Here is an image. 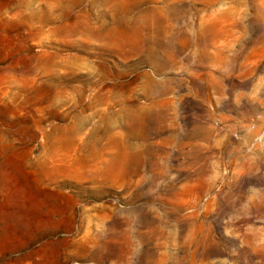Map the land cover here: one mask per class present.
I'll return each instance as SVG.
<instances>
[{
    "label": "rangeland",
    "instance_id": "1",
    "mask_svg": "<svg viewBox=\"0 0 264 264\" xmlns=\"http://www.w3.org/2000/svg\"><path fill=\"white\" fill-rule=\"evenodd\" d=\"M0 264H264V0H0Z\"/></svg>",
    "mask_w": 264,
    "mask_h": 264
},
{
    "label": "bare ground",
    "instance_id": "2",
    "mask_svg": "<svg viewBox=\"0 0 264 264\" xmlns=\"http://www.w3.org/2000/svg\"><path fill=\"white\" fill-rule=\"evenodd\" d=\"M84 25V24H83Z\"/></svg>",
    "mask_w": 264,
    "mask_h": 264
}]
</instances>
